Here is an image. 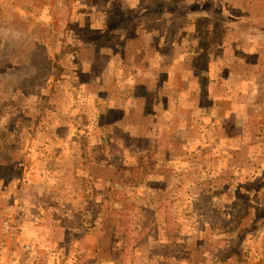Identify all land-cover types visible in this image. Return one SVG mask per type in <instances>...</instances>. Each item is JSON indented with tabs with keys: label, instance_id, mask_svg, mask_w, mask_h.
Returning <instances> with one entry per match:
<instances>
[{
	"label": "rangeland",
	"instance_id": "1",
	"mask_svg": "<svg viewBox=\"0 0 264 264\" xmlns=\"http://www.w3.org/2000/svg\"><path fill=\"white\" fill-rule=\"evenodd\" d=\"M1 251L264 264V0H0Z\"/></svg>",
	"mask_w": 264,
	"mask_h": 264
},
{
	"label": "crops",
	"instance_id": "2",
	"mask_svg": "<svg viewBox=\"0 0 264 264\" xmlns=\"http://www.w3.org/2000/svg\"><path fill=\"white\" fill-rule=\"evenodd\" d=\"M41 252V251H40ZM38 255H35V259L34 260V263L38 260V264L41 263V261L44 259V256H42L41 254L37 253ZM11 259V260H10ZM13 256H11L10 258L5 256V254L3 253V251L0 252V262L1 264H7V262L9 263L10 261H13ZM32 260V259H31ZM5 261H7L5 263ZM32 262V261H31Z\"/></svg>",
	"mask_w": 264,
	"mask_h": 264
},
{
	"label": "built area",
	"instance_id": "3",
	"mask_svg": "<svg viewBox=\"0 0 264 264\" xmlns=\"http://www.w3.org/2000/svg\"><path fill=\"white\" fill-rule=\"evenodd\" d=\"M11 217L9 216L7 219H5L4 221H3V223H2V226H3V231L5 232V233H9V231H10V225H11Z\"/></svg>",
	"mask_w": 264,
	"mask_h": 264
},
{
	"label": "trees",
	"instance_id": "4",
	"mask_svg": "<svg viewBox=\"0 0 264 264\" xmlns=\"http://www.w3.org/2000/svg\"><path fill=\"white\" fill-rule=\"evenodd\" d=\"M134 178H136V177H134Z\"/></svg>",
	"mask_w": 264,
	"mask_h": 264
}]
</instances>
